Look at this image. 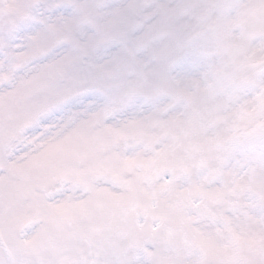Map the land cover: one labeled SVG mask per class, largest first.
Instances as JSON below:
<instances>
[{"label":"snow or ice","instance_id":"6c2138e0","mask_svg":"<svg viewBox=\"0 0 264 264\" xmlns=\"http://www.w3.org/2000/svg\"><path fill=\"white\" fill-rule=\"evenodd\" d=\"M139 12L6 36L0 264H264V0Z\"/></svg>","mask_w":264,"mask_h":264},{"label":"rangeland","instance_id":"374dc122","mask_svg":"<svg viewBox=\"0 0 264 264\" xmlns=\"http://www.w3.org/2000/svg\"><path fill=\"white\" fill-rule=\"evenodd\" d=\"M174 2L175 0H43V13L37 11L29 15L26 5L32 3V0H0V48L6 46L9 32L19 26L32 27L34 31L42 32L54 25L61 30L70 31L85 42H91L119 21L125 12L134 8L140 9L138 23L145 33H150L155 27L153 16L163 5ZM57 6H63L69 11L67 14L56 13L54 9ZM175 23L177 27L184 28L190 26L191 20L184 17ZM255 27L256 20L250 16L248 28L253 30ZM128 38V32L121 33V39ZM2 66L3 62L0 61V67Z\"/></svg>","mask_w":264,"mask_h":264}]
</instances>
